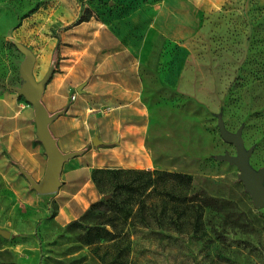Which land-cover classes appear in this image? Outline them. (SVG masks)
I'll use <instances>...</instances> for the list:
<instances>
[{
  "label": "rangeland",
  "instance_id": "1",
  "mask_svg": "<svg viewBox=\"0 0 264 264\" xmlns=\"http://www.w3.org/2000/svg\"><path fill=\"white\" fill-rule=\"evenodd\" d=\"M124 9L121 0H0V97L8 93L34 120L33 107L14 90L22 86L25 61L16 44L34 54L38 82L53 63L47 86L73 66L74 78L85 80L97 68V59L85 54L86 43L95 40L86 23L107 24ZM207 19L189 49L163 56L156 71L146 72L152 171L191 175L194 187L215 202L198 237L131 232L128 255L121 239L85 245L84 228L71 224L85 221L84 210L100 194L88 191L80 204L67 193L77 186L62 183L55 194L39 195L13 159L7 130L0 129V230L11 234L0 236V264H264V208L256 209L237 166L219 160L237 155L221 136L223 126L230 134L242 132L245 150L253 152L251 168H264V0H227ZM103 40L96 38L98 47ZM33 147L47 161L42 144L36 140ZM44 171L33 178L39 182ZM185 192L178 186L174 195L182 199ZM95 223L88 218L83 227Z\"/></svg>",
  "mask_w": 264,
  "mask_h": 264
},
{
  "label": "crops",
  "instance_id": "2",
  "mask_svg": "<svg viewBox=\"0 0 264 264\" xmlns=\"http://www.w3.org/2000/svg\"><path fill=\"white\" fill-rule=\"evenodd\" d=\"M121 1L125 9L119 17L100 26L94 19L86 23L85 28L95 37L86 43L85 53L87 60L97 59L92 77L74 78L73 66L71 73L54 77L43 95V104L50 114L65 111L50 126L61 151H83L65 163L61 175L66 187L69 183L77 186L67 193L74 194L80 204L88 198V191L95 197L98 193L92 181L96 169H155L154 151L149 143L152 117L146 99V72L156 71L163 56L170 55L168 59L175 52L181 54L189 49L207 18L227 0ZM100 34L104 40L98 47L96 38ZM58 40L61 46V39ZM32 121L35 124L29 110L19 107L8 93L0 97V129L7 130L13 159L33 177L42 167L46 168L47 161L33 147L38 139ZM96 135L102 146L93 148ZM99 200L95 198L88 209ZM71 202L70 207L75 208L74 200Z\"/></svg>",
  "mask_w": 264,
  "mask_h": 264
},
{
  "label": "trees",
  "instance_id": "3",
  "mask_svg": "<svg viewBox=\"0 0 264 264\" xmlns=\"http://www.w3.org/2000/svg\"><path fill=\"white\" fill-rule=\"evenodd\" d=\"M80 20L77 24L82 23ZM60 40L55 47V55ZM92 181L101 199L92 204L84 220L96 218L91 227L74 221L71 227L84 228L87 246L105 245L121 239L124 252H130L131 232L186 234L193 238L203 231L205 215L214 200L194 187L191 175L152 170L96 169ZM178 186L186 189L183 198L174 194ZM128 245V246H127Z\"/></svg>",
  "mask_w": 264,
  "mask_h": 264
},
{
  "label": "water",
  "instance_id": "4",
  "mask_svg": "<svg viewBox=\"0 0 264 264\" xmlns=\"http://www.w3.org/2000/svg\"><path fill=\"white\" fill-rule=\"evenodd\" d=\"M16 46L25 56V61L20 68V76L23 81L22 86L20 88H14V90L20 96H23L26 102L33 107L37 139L42 144L47 157L44 176L39 182H37L23 167L19 166V170L29 182L32 190L36 191L39 195H51L58 192L61 187V175L65 163L82 155L83 151L70 153L62 152L58 146L57 140L50 130L51 124L65 113V111H61L50 114L43 104V95L47 84L55 72V63L50 66L45 77L38 82L34 75L36 62L34 54L21 44H16ZM220 130L223 140L235 146L237 155L236 157L229 155L221 156L219 160L237 166L240 170L239 180L242 181L245 191L251 196L256 209H263L264 168L259 172L251 168L249 160L253 152L252 150L248 152L245 150L241 131H238L236 134H230L223 126L220 127ZM92 146L93 148L102 146V142L99 140L98 135L94 137ZM0 236L9 239L11 234L7 231L0 230Z\"/></svg>",
  "mask_w": 264,
  "mask_h": 264
},
{
  "label": "built area",
  "instance_id": "5",
  "mask_svg": "<svg viewBox=\"0 0 264 264\" xmlns=\"http://www.w3.org/2000/svg\"><path fill=\"white\" fill-rule=\"evenodd\" d=\"M73 99H75V97H73Z\"/></svg>",
  "mask_w": 264,
  "mask_h": 264
}]
</instances>
